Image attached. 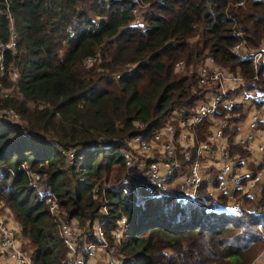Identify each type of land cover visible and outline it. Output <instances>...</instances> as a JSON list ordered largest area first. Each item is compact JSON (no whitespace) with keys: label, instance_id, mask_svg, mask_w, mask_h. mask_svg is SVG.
<instances>
[{"label":"trees","instance_id":"trees-1","mask_svg":"<svg viewBox=\"0 0 264 264\" xmlns=\"http://www.w3.org/2000/svg\"><path fill=\"white\" fill-rule=\"evenodd\" d=\"M238 1L138 0L146 9L133 26L130 0H11L16 52L5 53V64L18 74L21 97L0 100V202L32 264H70L59 220L38 190L56 197L62 222L78 223L87 241L88 226L105 217L104 237L123 264H251L262 253L264 186L232 207L206 195L203 182L192 204L174 192L159 195L170 191L128 170L120 153L162 127L174 108L186 113L201 100L193 77L173 71L175 62L194 71L210 56L251 78L250 62L230 48L242 41L255 50L264 41V3L235 7ZM7 26L0 17V41L8 40ZM86 58L94 63L82 69ZM202 125L192 130L195 144L206 136ZM233 130L224 132L229 143ZM228 152L246 155L236 146ZM120 217L124 234L115 242L110 231Z\"/></svg>","mask_w":264,"mask_h":264},{"label":"built area","instance_id":"built-area-1","mask_svg":"<svg viewBox=\"0 0 264 264\" xmlns=\"http://www.w3.org/2000/svg\"><path fill=\"white\" fill-rule=\"evenodd\" d=\"M130 1L136 4L131 11V25L139 26L146 6L138 4V0ZM247 1L264 3V0H239L235 7H243ZM0 17L8 24V40L0 41V100H4L11 98L12 94L21 97L16 86L18 74L10 63L9 69L5 64V53L13 55L16 52L11 0L0 1ZM242 43L232 46L230 52L250 62L251 78L221 69L210 56L204 57L194 71L182 61L175 62L173 71L193 77L195 87L202 92L201 100L186 113L174 108L162 127L145 139L135 136L121 149V159L128 170L136 168L150 185L170 191L159 195L168 196L174 192L176 198L196 204L203 182L206 195L212 198L221 196L232 207L240 206L244 198L260 195L264 186V163L260 166L264 153V91L253 86L264 89V43L251 51H246ZM94 60L84 59L80 68L92 66ZM114 79H118V75ZM232 110L235 113L230 115ZM1 114L7 115L14 123L18 122L17 114L11 109H3ZM231 118L241 119L233 123ZM203 122L206 123L202 125L206 136L195 144L192 130ZM232 129L229 143V135L224 132ZM230 146L239 147L246 155L229 154ZM251 149L261 156L259 160L252 158ZM66 156L67 165H70L73 155L66 153ZM27 175L33 182L39 180L38 174ZM97 190L95 187L94 192ZM38 192L43 196L48 213L59 220V238L70 264H123L122 259L111 260L106 256L111 248L103 234L105 217L97 218L88 226L92 239L87 241L88 233L85 234L78 223L62 222L63 212L59 210L56 197L47 190ZM123 194L128 192L123 190ZM124 225L125 218L120 217L110 231L115 242L122 239ZM256 228L260 232L261 224ZM0 264H32L21 246L18 231L11 224L9 211L1 202Z\"/></svg>","mask_w":264,"mask_h":264},{"label":"rangeland","instance_id":"rangeland-1","mask_svg":"<svg viewBox=\"0 0 264 264\" xmlns=\"http://www.w3.org/2000/svg\"><path fill=\"white\" fill-rule=\"evenodd\" d=\"M248 2H250V1H248ZM252 3V2H251ZM240 43H242V41L240 42ZM264 43V41H262L261 42V44H260V46L262 45ZM242 45H244L243 43H242ZM259 46V47H260ZM259 47H257V49L259 48ZM245 49H246V51H251V50H253V49H250L249 47H245ZM86 69V68H85ZM99 71V70H98ZM257 229V228H256ZM261 229H262V227H261ZM260 232H261V230H260ZM19 240L21 241V246H22V248L24 249L25 248V246H24V241L21 239V237H19ZM27 249V245H26V248H25V250ZM106 256L109 258V259H111V260H116V259H121L122 258V255L121 254H119V253H117V251L114 249V248H111L110 250H109V252H107L106 253ZM264 262V249L262 250V253H261V251L258 253V256H256L255 258H254V260H253V262L251 263V264H259V263H263ZM99 264H103V263H99Z\"/></svg>","mask_w":264,"mask_h":264},{"label":"crops","instance_id":"crops-1","mask_svg":"<svg viewBox=\"0 0 264 264\" xmlns=\"http://www.w3.org/2000/svg\"><path fill=\"white\" fill-rule=\"evenodd\" d=\"M251 150L252 151L250 152V155L253 156L252 158L255 160H259L261 156L254 149H251ZM11 224L17 230V227L15 226V223L13 222V220H11Z\"/></svg>","mask_w":264,"mask_h":264}]
</instances>
